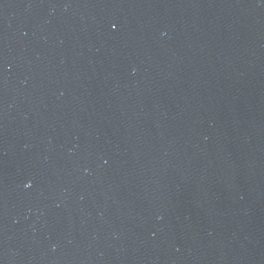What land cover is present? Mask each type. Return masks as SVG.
<instances>
[{"label":"water","instance_id":"water-1","mask_svg":"<svg viewBox=\"0 0 264 264\" xmlns=\"http://www.w3.org/2000/svg\"><path fill=\"white\" fill-rule=\"evenodd\" d=\"M0 264H264V0H0Z\"/></svg>","mask_w":264,"mask_h":264}]
</instances>
